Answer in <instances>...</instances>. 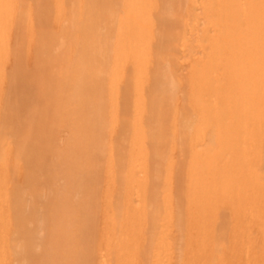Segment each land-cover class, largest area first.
<instances>
[{
	"label": "bare ground",
	"instance_id": "6f19581e",
	"mask_svg": "<svg viewBox=\"0 0 264 264\" xmlns=\"http://www.w3.org/2000/svg\"><path fill=\"white\" fill-rule=\"evenodd\" d=\"M0 264H264V0H0Z\"/></svg>",
	"mask_w": 264,
	"mask_h": 264
}]
</instances>
